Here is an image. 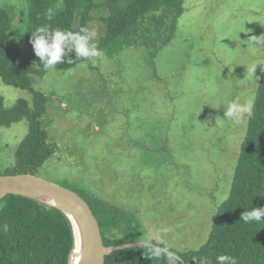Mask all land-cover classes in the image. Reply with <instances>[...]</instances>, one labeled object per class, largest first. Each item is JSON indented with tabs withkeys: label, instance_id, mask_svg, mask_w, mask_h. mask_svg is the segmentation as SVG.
<instances>
[{
	"label": "rangeland",
	"instance_id": "rangeland-1",
	"mask_svg": "<svg viewBox=\"0 0 264 264\" xmlns=\"http://www.w3.org/2000/svg\"><path fill=\"white\" fill-rule=\"evenodd\" d=\"M104 1L95 0L89 23L99 49L102 17L110 14ZM0 8L11 18L6 45L16 51L29 0H0ZM157 13L141 22L147 36L114 57L32 77L33 89L47 97L41 121L56 149L35 175L74 191L93 209L99 202L123 215L122 233L139 243L151 235L157 245L184 252L207 242L231 192L249 117L242 124L224 120V104L256 101L264 46L246 42L264 40V0H183V14L165 24ZM29 62L25 48L19 63ZM20 100L34 109L30 91L0 78L4 108ZM137 117L154 122L140 138L130 131L142 127ZM29 130L27 120L0 127L1 176L15 165Z\"/></svg>",
	"mask_w": 264,
	"mask_h": 264
},
{
	"label": "trees",
	"instance_id": "trees-1",
	"mask_svg": "<svg viewBox=\"0 0 264 264\" xmlns=\"http://www.w3.org/2000/svg\"><path fill=\"white\" fill-rule=\"evenodd\" d=\"M103 4L110 14L102 17L105 35L101 37L100 49L109 58L147 36L141 22L149 14L161 13L157 20L164 24L171 19L176 22L183 14V0H106ZM97 6L95 0H29L28 26L16 51L6 45L11 18L0 8V78L6 85L30 91L34 97V109L25 100L18 101L12 109L0 103V127L27 120L30 129L7 175H35L56 150L49 143L41 121L47 111V97L33 89L32 77H44L49 69L45 70L43 62L35 56L30 43L32 32L42 26L72 32L89 28ZM49 9L52 10L50 19ZM25 48L30 53V62L20 64ZM68 59L74 63L69 64ZM83 62L86 61L76 60L73 52L55 68L70 70ZM89 206L99 222L106 247L139 243L134 235L122 233L123 215L99 202L95 203V209ZM257 207L264 208V69L231 192L214 217L207 242L197 250L170 251L180 258V264H200L203 258L209 264H217L216 257L222 254L235 257L238 264H264V221L245 223L242 220L245 211ZM74 247V228L63 211L24 196L10 195L0 201V264H69ZM148 255L143 245L128 247L108 255L106 264H167L164 257L150 259Z\"/></svg>",
	"mask_w": 264,
	"mask_h": 264
},
{
	"label": "clouds",
	"instance_id": "clouds-1",
	"mask_svg": "<svg viewBox=\"0 0 264 264\" xmlns=\"http://www.w3.org/2000/svg\"><path fill=\"white\" fill-rule=\"evenodd\" d=\"M49 19L52 16V10H48ZM96 37L95 31H90L87 27H81L78 32L68 30L54 29L50 30L48 26L37 27L32 32L30 43L33 46L35 56L40 59L46 69H55L56 65L64 62L66 56L70 53H75L76 60L96 62V58H103L104 53L94 43ZM245 43V42H244ZM247 44L253 46H264V40L253 36ZM69 64L74 63L72 59H68ZM88 64L82 63L80 67L87 68ZM257 64L253 63L248 71L253 74L256 72ZM254 98L249 96L244 102L239 100L226 101L224 104V120L232 121L235 124L245 123V117H251L253 114ZM264 208H252L250 211H245L242 214V220L245 223L255 221L260 223L264 221ZM4 231H7V225H4ZM161 232L167 229H161ZM206 243V240L201 241V244ZM143 246L148 249V258H161L167 260V264H180V258L176 253L170 251L168 246H158L153 243V237L148 235L143 242ZM217 264H238L235 257L228 255H219L216 257ZM200 264H209L207 258L200 260Z\"/></svg>",
	"mask_w": 264,
	"mask_h": 264
},
{
	"label": "water",
	"instance_id": "water-1",
	"mask_svg": "<svg viewBox=\"0 0 264 264\" xmlns=\"http://www.w3.org/2000/svg\"><path fill=\"white\" fill-rule=\"evenodd\" d=\"M10 195L34 199L63 211L69 217L75 232V247L70 254L69 264H106V257L114 251L143 245L134 243L106 247L99 222L89 204L74 191L35 175L0 176V201Z\"/></svg>",
	"mask_w": 264,
	"mask_h": 264
},
{
	"label": "crops",
	"instance_id": "crops-1",
	"mask_svg": "<svg viewBox=\"0 0 264 264\" xmlns=\"http://www.w3.org/2000/svg\"><path fill=\"white\" fill-rule=\"evenodd\" d=\"M138 122V123H137ZM134 123L136 124V125H142V127H137V130H136V128L134 129L133 127L132 128H130V131L131 132H135L136 131V134H138V133H140L141 135H142V131H144L143 129H144V125H147V124H150V125H153L154 124V122H153V119H149V120H147L146 121V119L145 120H143L142 122H141V119L140 118H138L137 117V119L134 121ZM134 125V124H133ZM139 135V134H138ZM139 138H140V135H139Z\"/></svg>",
	"mask_w": 264,
	"mask_h": 264
},
{
	"label": "bare ground",
	"instance_id": "bare-ground-1",
	"mask_svg": "<svg viewBox=\"0 0 264 264\" xmlns=\"http://www.w3.org/2000/svg\"><path fill=\"white\" fill-rule=\"evenodd\" d=\"M40 198H42L41 196H39ZM43 199V198H42ZM45 200V199H44Z\"/></svg>",
	"mask_w": 264,
	"mask_h": 264
}]
</instances>
